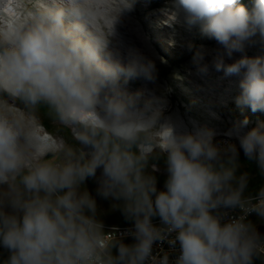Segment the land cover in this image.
<instances>
[{
  "label": "clouds",
  "instance_id": "clouds-1",
  "mask_svg": "<svg viewBox=\"0 0 264 264\" xmlns=\"http://www.w3.org/2000/svg\"><path fill=\"white\" fill-rule=\"evenodd\" d=\"M134 2L0 0V264H264V235L248 219L264 220V184L249 191L236 145L165 116L164 96L123 86L156 81L153 61L133 50L125 63L111 47ZM163 14L169 26L183 14L214 39L216 70L242 74L237 104L264 111V56L225 62L264 40V0H173ZM248 123L226 135L264 178V124ZM88 179L132 227L105 231ZM165 242L170 251L153 255Z\"/></svg>",
  "mask_w": 264,
  "mask_h": 264
},
{
  "label": "rangeland",
  "instance_id": "rangeland-1",
  "mask_svg": "<svg viewBox=\"0 0 264 264\" xmlns=\"http://www.w3.org/2000/svg\"><path fill=\"white\" fill-rule=\"evenodd\" d=\"M172 5L173 0H135L133 9L116 25L111 47L120 52L123 61L126 63L129 52L135 50L155 65V83L139 76L123 86L131 92L143 90L146 96H164L165 116L183 121L189 129L196 125L213 130L214 142L228 138L239 144L235 136L229 137L226 133L245 118L249 121L245 130L264 124V111L252 112L249 107L237 104L242 74L227 76L216 70L214 59L220 46L214 39L203 35L198 26L189 27L183 14L171 26L164 23L167 17L163 10ZM197 51L204 54L199 64L193 61ZM242 55L264 56V40L253 38L243 53L235 52L225 62L231 63ZM203 65H207L206 72L198 70ZM152 174L157 178L158 190H163L167 178L165 166L157 167ZM85 187L97 202L98 219L103 224H116L124 216L119 208L113 207L116 201L97 194V180L88 179Z\"/></svg>",
  "mask_w": 264,
  "mask_h": 264
},
{
  "label": "trees",
  "instance_id": "trees-1",
  "mask_svg": "<svg viewBox=\"0 0 264 264\" xmlns=\"http://www.w3.org/2000/svg\"><path fill=\"white\" fill-rule=\"evenodd\" d=\"M244 4L246 6L250 7L251 6V0H245ZM44 124L54 136H67L66 130L57 129V128L53 127L47 119L44 120ZM238 153H239V163L241 165L239 172L250 173L251 178L249 181V191L254 193L257 188H259L262 184H264V178H262L260 175H258L255 163L247 160V158L245 157V155L243 153V150H240ZM154 163H156L157 167H160V168L165 166L163 158H161L158 161H155ZM155 219H157V218H155ZM116 224H118V225H131L132 222L126 220L125 217L123 216L119 221H117ZM262 224H264V220H258L256 222L257 226L262 225ZM257 264H259V261H257Z\"/></svg>",
  "mask_w": 264,
  "mask_h": 264
},
{
  "label": "built area",
  "instance_id": "built-area-1",
  "mask_svg": "<svg viewBox=\"0 0 264 264\" xmlns=\"http://www.w3.org/2000/svg\"><path fill=\"white\" fill-rule=\"evenodd\" d=\"M214 143H217L219 144L220 146H226L227 143H232V144H235L236 147H237V150L238 152L240 151V146L239 144L236 142V141H232L230 139H223V140H218ZM239 214V211L237 210V212L235 213H231V215H238ZM249 220H251L253 222V224L256 226V228L258 227L256 225V222L258 220H261L260 218H258L255 214H252L248 217ZM153 223L154 224H157L159 225V219H154L153 220ZM104 227H105V231H112V230H117V235H119L120 233H123L125 232L127 229H129L130 227H132V224L131 225H118V224H111V225H108V224H104ZM124 241H133L132 237L128 236V237H124ZM170 251V248H169V245L165 242L163 244H158V245H154L153 246V255H159V256H162L164 252H168ZM175 257V253H172L171 256H170V259H174Z\"/></svg>",
  "mask_w": 264,
  "mask_h": 264
},
{
  "label": "water",
  "instance_id": "water-1",
  "mask_svg": "<svg viewBox=\"0 0 264 264\" xmlns=\"http://www.w3.org/2000/svg\"><path fill=\"white\" fill-rule=\"evenodd\" d=\"M257 231H258L260 234L264 235V224L259 225V226L257 227Z\"/></svg>",
  "mask_w": 264,
  "mask_h": 264
},
{
  "label": "bare ground",
  "instance_id": "bare-ground-1",
  "mask_svg": "<svg viewBox=\"0 0 264 264\" xmlns=\"http://www.w3.org/2000/svg\"><path fill=\"white\" fill-rule=\"evenodd\" d=\"M220 137V136H219ZM235 138V137H234Z\"/></svg>",
  "mask_w": 264,
  "mask_h": 264
}]
</instances>
